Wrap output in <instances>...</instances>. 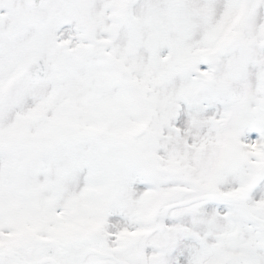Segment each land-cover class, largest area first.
<instances>
[{
    "label": "snow or ice",
    "instance_id": "snow-or-ice-1",
    "mask_svg": "<svg viewBox=\"0 0 264 264\" xmlns=\"http://www.w3.org/2000/svg\"><path fill=\"white\" fill-rule=\"evenodd\" d=\"M0 264H264V0H0Z\"/></svg>",
    "mask_w": 264,
    "mask_h": 264
}]
</instances>
